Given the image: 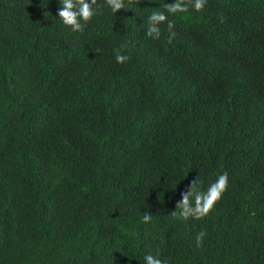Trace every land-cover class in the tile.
<instances>
[{
  "label": "trees",
  "instance_id": "1",
  "mask_svg": "<svg viewBox=\"0 0 264 264\" xmlns=\"http://www.w3.org/2000/svg\"><path fill=\"white\" fill-rule=\"evenodd\" d=\"M173 2L74 32L60 0H0V264H264V0ZM225 171L210 215L170 214Z\"/></svg>",
  "mask_w": 264,
  "mask_h": 264
},
{
  "label": "clouds",
  "instance_id": "2",
  "mask_svg": "<svg viewBox=\"0 0 264 264\" xmlns=\"http://www.w3.org/2000/svg\"><path fill=\"white\" fill-rule=\"evenodd\" d=\"M62 7L58 12L59 19L76 32H83L84 27L93 19L94 16L100 14L103 4H98V0H60ZM207 0H174L173 3H165L163 7L167 13L177 14L188 12L189 8L195 11H202ZM107 6L113 11L118 12L121 9H128L124 0H106ZM167 23L171 37H175L174 21L168 19L165 12H153L148 19V27L146 36L158 39L161 34L159 25ZM171 43V38L169 39ZM131 57L121 54L120 50H116V60L118 63H126ZM197 179L192 181L188 189L182 193V199L177 202L176 210L170 214L180 220H188L194 218L196 220L203 219L211 214L217 203L223 198L229 187V174L223 172L217 179L212 182L206 191H200L196 188ZM152 220L150 212H146L142 217L144 223ZM206 233L199 232L196 235V247H203V241ZM145 264H168L167 259H160L159 254H146L144 257Z\"/></svg>",
  "mask_w": 264,
  "mask_h": 264
}]
</instances>
